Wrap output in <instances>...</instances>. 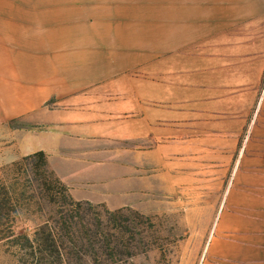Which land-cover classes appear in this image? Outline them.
Instances as JSON below:
<instances>
[{
    "label": "rangeland",
    "instance_id": "rangeland-1",
    "mask_svg": "<svg viewBox=\"0 0 264 264\" xmlns=\"http://www.w3.org/2000/svg\"><path fill=\"white\" fill-rule=\"evenodd\" d=\"M250 1L165 9L159 0L156 8L101 9L0 0V42L16 51L65 63L77 51L110 50L111 67L120 71L111 73L114 81L125 82L121 67L128 65L129 77L157 71L171 82L166 88L161 80L157 89L158 127L168 128L158 136L156 192L127 195L119 209L82 207L103 217L109 242L93 249L66 243L63 262L38 261L24 236L78 209L64 201L38 157L6 162L8 144L0 140V264H199L222 212H264V0ZM198 54L207 60L204 83ZM231 58L233 77L223 64ZM166 95L172 107L161 104ZM165 113L168 120L172 113V124Z\"/></svg>",
    "mask_w": 264,
    "mask_h": 264
},
{
    "label": "crops",
    "instance_id": "crops-1",
    "mask_svg": "<svg viewBox=\"0 0 264 264\" xmlns=\"http://www.w3.org/2000/svg\"><path fill=\"white\" fill-rule=\"evenodd\" d=\"M62 1L85 3L76 8L111 9L156 8L159 0ZM164 2L165 9H184L205 7L206 0ZM11 45L0 42V140L8 144L4 160L43 152L75 201L110 209L125 206L127 195L156 192L158 136L168 128L158 127L157 89L163 83L169 88L171 82L160 77L162 83L157 71L129 77L128 65L121 67L125 82L114 81L111 73L120 71L111 67L110 50L77 51L78 58L64 63L28 48L21 53ZM201 57L198 81L204 83L200 73L207 72V60ZM208 63L215 66L218 60ZM223 64L233 77V58ZM170 99L166 95L161 104H170ZM163 118L172 124V113L169 120L166 113ZM17 121L21 127H13ZM199 264H264V212H222Z\"/></svg>",
    "mask_w": 264,
    "mask_h": 264
},
{
    "label": "trees",
    "instance_id": "trees-1",
    "mask_svg": "<svg viewBox=\"0 0 264 264\" xmlns=\"http://www.w3.org/2000/svg\"><path fill=\"white\" fill-rule=\"evenodd\" d=\"M28 157H38L41 164L46 168V172L54 176L57 183H59L64 192L63 198L69 201V205L75 206L77 210L76 215L62 216L56 221L57 226L53 227L50 220H46L39 226V231L36 232L35 237H26L34 255H37L38 261H46L51 263L53 261H62L65 258L66 243L72 244L73 248L81 247L93 249L95 246L99 247L108 244V236L104 234V220L102 216L96 217L93 212L81 211L82 207H92L89 202L75 201L69 194L67 187L60 181L55 173L48 167L47 159L43 152L35 153ZM68 214V212H66ZM95 230V231H94Z\"/></svg>",
    "mask_w": 264,
    "mask_h": 264
}]
</instances>
